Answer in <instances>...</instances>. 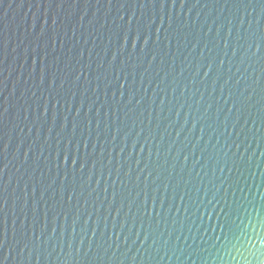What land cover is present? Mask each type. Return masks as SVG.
Listing matches in <instances>:
<instances>
[{"label":"water","instance_id":"95a60500","mask_svg":"<svg viewBox=\"0 0 264 264\" xmlns=\"http://www.w3.org/2000/svg\"><path fill=\"white\" fill-rule=\"evenodd\" d=\"M0 264H264V0H0Z\"/></svg>","mask_w":264,"mask_h":264}]
</instances>
